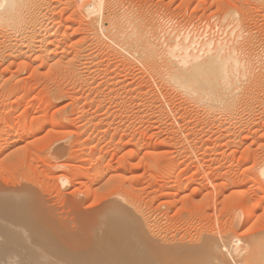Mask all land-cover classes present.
<instances>
[{
    "label": "rangeland",
    "instance_id": "rangeland-1",
    "mask_svg": "<svg viewBox=\"0 0 264 264\" xmlns=\"http://www.w3.org/2000/svg\"><path fill=\"white\" fill-rule=\"evenodd\" d=\"M95 1L48 0L52 46L28 55L7 59L0 25V187L30 183L31 191H41L37 196L44 194L41 198L48 197L53 203L45 202L53 207L56 203L61 214L71 196L84 207L82 212L91 213L114 193H122L160 232L189 242L205 237V232L264 234V0H102L105 12H132L138 30L156 34L154 40L161 39V44L167 34L181 30L191 31L192 38L199 33V40L204 33L205 39L208 35L224 41L230 36L228 41L238 42L241 54L250 60L251 78L240 90L234 118L225 109L207 110L195 96L186 97L167 77L161 58L156 61L158 73L141 57L115 51L100 23L90 21L87 8ZM230 15L240 18V30H234ZM241 30L239 39L235 33ZM55 51L62 62L54 64ZM68 62H76L79 77L74 78ZM59 148L65 153L57 155ZM62 174L69 185L59 180ZM246 210L249 216L242 218Z\"/></svg>",
    "mask_w": 264,
    "mask_h": 264
},
{
    "label": "bare ground",
    "instance_id": "bare-ground-1",
    "mask_svg": "<svg viewBox=\"0 0 264 264\" xmlns=\"http://www.w3.org/2000/svg\"><path fill=\"white\" fill-rule=\"evenodd\" d=\"M49 5L50 4L48 0H0V25H2L3 27V29L1 28L2 29L1 31L3 32L4 30L3 33L4 38H1L3 39V42L1 40L0 41L4 44V45L2 44V46L5 47L4 54L5 56H7V59L11 56L13 57V56H18V55L21 56L23 54H27L29 51L32 50L34 51L37 48L38 49L43 48V50H46L45 48H47L52 44L51 43L52 40H50V38L53 36V33L51 31V27H49L46 23V20L50 14V12L48 11ZM105 7L107 6L105 5ZM87 10L89 11L88 15L90 16V19L92 18L90 21L99 22L101 25L100 28L101 31L104 32V34H106L105 36L106 37L108 36L110 41L115 44L114 45L116 47L114 49L115 51H119L120 53L123 50V52L126 51V53L130 55V57L131 56L132 57L136 56V58L141 57L142 59H144L143 61L149 63L147 65L150 64L153 65L154 66L153 71L158 73H160L161 71V66H158L156 64V61L158 59L160 60L161 58L164 61L163 62L164 64L161 63L160 64L162 65V68L164 66L167 69V73H166L168 74L167 77H169L172 80V82L174 81L173 84L175 83V85L177 86L176 88L179 87L178 90L181 91L183 90V92L186 93L185 94L186 97L188 94L190 98L192 95L195 96L196 98H198L197 103L200 101L203 103V105L205 104V106L208 108L207 110H209V108L211 109L212 107L213 108L218 107L219 109H223L222 111L226 110V112L229 113L231 116L234 110H235L234 112H236L237 108L235 106L240 104L238 102V99L241 94L240 90L243 91L242 90L243 89L242 86L244 85L243 83L244 81H247L246 83H248L249 82L248 80L251 78L249 75L250 60L247 61L248 59L241 54L243 51L241 50L242 52H240V49H238L239 48L238 42L236 43L233 40L230 41L227 40V38L229 39L230 36H228L227 38L226 36H224L226 38L224 41L219 39L213 40V36L210 33H208L212 36V37L209 36L212 39L207 40L209 38L208 35H207V39H205L206 37L204 36L203 33L202 36L200 37L205 40L202 41L203 39L199 40L198 37L199 33H197L198 34L197 36L194 35V37L192 38L190 36L191 31L190 33L186 31L185 33H181L182 30L180 33L171 31L172 33H170V35L167 34L168 37L167 39L164 38L165 36L164 37L162 36V40L166 39L165 41L166 43L161 44L162 43L160 41L161 39L159 40L161 43L158 40L156 41L154 40L156 39L155 38L156 34L152 36L150 32L146 34L138 30L139 25L137 27L136 24L137 20L135 21L134 17L132 19L133 21L131 20L130 16L133 15L132 12L130 16L127 15V13L123 14L125 12L120 14L117 12L113 13L112 11L109 13L107 8L108 14H105L107 12H105L104 7L102 6V0H96L95 3L90 2ZM230 19H232L231 21H235L233 22L234 30L235 29L240 30L241 29L240 28L241 23L239 22L240 18L237 15H234L233 17L231 16ZM104 23L107 24V26H105ZM160 27L162 30V26H159V28ZM224 27H226V25ZM233 27L230 26V28H232L231 29L232 32L234 33ZM91 28H93V26ZM220 28H222V26ZM168 31L169 29L165 32V34ZM155 32L159 34L161 31L160 32L155 31ZM242 32L243 31L241 30V32L238 31V34L235 33V37L238 36L240 39V34ZM205 34L207 33L205 32ZM54 35H56V33ZM221 38L223 39L222 36L220 37V39ZM57 50L58 49H56V51ZM45 54L44 57L47 59V56H45ZM55 54L51 55L53 56V60L55 61L54 64L58 63L61 60L57 58L59 52H56ZM41 57H43V55ZM62 61L63 60H61V62ZM257 61L259 60L257 59ZM75 63H69L68 67L66 66L67 63L64 65L70 70V72L72 71V74H74V78L78 76V69ZM163 70L165 71V69ZM85 83H87V81ZM194 102L196 103V101ZM237 102L239 104H237ZM200 105L201 104H199V106ZM219 109H216V111H218ZM230 115L228 116V118L231 117ZM72 134L74 135V133ZM86 142H87V138H84L82 140V143L86 144ZM62 150L63 148L60 150L57 149L56 152L59 153L61 151V154L65 153V150L63 151ZM97 153L99 152L97 151ZM57 155H60V153ZM156 158H158V156ZM72 160L74 161V159ZM121 166H124V163ZM261 174L264 177V166H262ZM95 175H97V173ZM116 176H118V174ZM59 178H61L59 180L62 182L63 186H67L70 184L68 183L69 178L67 179L66 175L62 174L59 176ZM24 182L22 184H24ZM28 185H30V183L23 187L19 186L20 189L18 188V186L17 188L12 187V189L14 188L17 190H12L11 187H8L9 189L7 188L3 189L0 187V264H14V262L17 261L19 262V264H264L263 232L259 233L258 231V233L256 232L257 234L255 233L253 235H250L252 234L250 233L248 236H246L247 234L246 235L235 234L232 236L231 234L233 233L229 234V236L222 234L218 235L215 233L214 235H210V232H207L210 235L209 236L204 231L205 233L202 234H205V237L199 238L198 236L199 239L196 240L194 239V241L192 240L189 242L186 241V239H182V237L181 239L179 238L177 239V237L170 238L171 236L168 237V234L160 232L159 230L160 227L156 223H152V221H149L146 218L147 216L146 217L144 216L143 212H141L140 210L141 207L139 209V207H137V205L134 204L136 202H133V200L132 201L129 200L128 199L129 197L127 196L128 197L127 198L126 195L123 196L122 193L121 194L114 193L115 195L107 198L104 202H102V204L99 205L97 204L98 206L97 208L93 207L95 209L91 213L82 212L81 209H84V207L80 209L79 203L76 202L77 198L75 197L76 199H74V197L71 196L72 200L71 201L67 200L70 197L67 194L66 196L68 197L65 198L67 202L69 201L67 204L68 209H66L67 213L65 211V213L61 214L56 210L58 208V207L56 208V203H55V207H53V205L51 204L50 206L49 204H47L51 202L50 200L47 199L48 197L46 198L45 196L41 198V196H44V194L41 195L42 194L41 191H40L41 196L40 195L37 196V193H40L38 192L39 190L34 194L35 190L33 189L32 190L33 192L31 191L33 186L29 187ZM108 188L110 187L108 186ZM113 188L114 186L112 187V189ZM62 196L64 195L62 194ZM52 198L49 199L52 200ZM45 200H47L48 202L46 203ZM64 205L66 206V204ZM245 208H243V210H245ZM63 209L65 210V207ZM58 210L61 209L58 208ZM90 210L88 209V211ZM249 210L253 211L251 209ZM246 211L243 213V216L240 215L242 216V218L243 217L246 218L247 216H249L248 215L249 212L247 211L246 213ZM238 225L239 224H237V226ZM262 230L264 231V229ZM202 234H200V236Z\"/></svg>",
    "mask_w": 264,
    "mask_h": 264
},
{
    "label": "snow or ice",
    "instance_id": "snow-or-ice-1",
    "mask_svg": "<svg viewBox=\"0 0 264 264\" xmlns=\"http://www.w3.org/2000/svg\"><path fill=\"white\" fill-rule=\"evenodd\" d=\"M14 264H19V262L17 261V262H14Z\"/></svg>",
    "mask_w": 264,
    "mask_h": 264
}]
</instances>
